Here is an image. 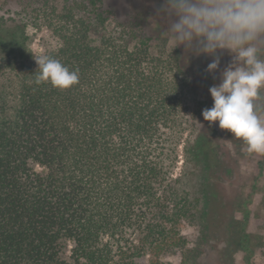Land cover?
Returning a JSON list of instances; mask_svg holds the SVG:
<instances>
[{
	"label": "trees",
	"instance_id": "trees-1",
	"mask_svg": "<svg viewBox=\"0 0 264 264\" xmlns=\"http://www.w3.org/2000/svg\"><path fill=\"white\" fill-rule=\"evenodd\" d=\"M101 4L46 0L38 10L54 41L42 56L78 70L68 89L36 83L28 24L0 19V264H165L181 245L194 206L172 184L168 133H181L185 101L211 81L183 48L154 52L129 22L114 30ZM198 133L186 150L219 204L209 174L218 151ZM246 226L234 239L247 251Z\"/></svg>",
	"mask_w": 264,
	"mask_h": 264
},
{
	"label": "rangeland",
	"instance_id": "rangeland-1",
	"mask_svg": "<svg viewBox=\"0 0 264 264\" xmlns=\"http://www.w3.org/2000/svg\"><path fill=\"white\" fill-rule=\"evenodd\" d=\"M49 1L62 7L74 0ZM45 2L46 0H0V19L14 18L28 24L30 48L35 57H41L44 48L54 44L49 29L41 22L44 17L38 16V10ZM159 3L160 0H102L101 6L102 9L111 11L108 14L110 27L117 30V23L122 21L135 25L138 34L150 38L154 52H172L178 47L184 49L183 45L172 49L173 43L165 22L159 20L160 24H157L153 21ZM90 8L92 11L93 7ZM186 55V62L198 59V64L202 66L200 74L207 82L211 81V84L207 88L202 86L197 94L190 95L185 101L187 121L181 133H168L171 138L175 136L173 143L168 145L174 144L177 148L172 184L178 190L189 191L194 209L182 221L181 245L169 249L163 261L165 264H264V154L249 153L247 144L241 138L228 129L220 128L218 121L204 120L202 115V111L211 108L214 103L209 88L219 83L220 71L231 62L232 56L225 51L221 55L219 68L214 73H209L206 69L212 62L211 56L192 53ZM206 100H211L210 106L206 104ZM258 103L264 106V100ZM204 129L207 131V147L218 151L217 158L214 153L211 155V163L215 169L209 173L210 180L217 184L220 193V203L214 205L205 194V173L200 169V159L192 158L186 150L187 146L193 145L196 134ZM218 158L231 170L220 173L216 166ZM241 220H246V230L250 236V249L247 251L240 249L234 239ZM138 264L148 263L145 259H140Z\"/></svg>",
	"mask_w": 264,
	"mask_h": 264
},
{
	"label": "clouds",
	"instance_id": "clouds-1",
	"mask_svg": "<svg viewBox=\"0 0 264 264\" xmlns=\"http://www.w3.org/2000/svg\"><path fill=\"white\" fill-rule=\"evenodd\" d=\"M165 22L173 47L211 56L206 71L214 73L226 51L231 62L220 71L219 83L209 88L213 106L204 120L219 122L248 146L264 154V0H160L153 21ZM36 83L50 82L68 89L78 83V70L58 59L36 57Z\"/></svg>",
	"mask_w": 264,
	"mask_h": 264
}]
</instances>
